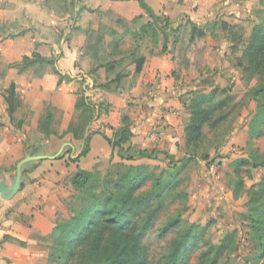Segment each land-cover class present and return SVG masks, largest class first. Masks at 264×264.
Here are the masks:
<instances>
[{
    "label": "crops",
    "instance_id": "1",
    "mask_svg": "<svg viewBox=\"0 0 264 264\" xmlns=\"http://www.w3.org/2000/svg\"><path fill=\"white\" fill-rule=\"evenodd\" d=\"M257 1L145 0L154 14L167 18L173 28L186 22L217 27L221 22L253 20L250 11ZM59 2V13L51 8L49 0H5L6 4L0 10V22L10 29V32L0 34V138H5L0 141V167L18 159L23 149V132L17 130L22 122L18 120L16 126H11L2 96L11 83L22 104L14 119L23 109L40 121L50 113L52 120L48 134L40 130L39 124L37 129L45 138L60 140L56 152L64 146L55 160L36 162L33 177L45 171L41 185L34 184L29 188L33 192L17 196L21 219L12 220L0 235V264L45 262L38 238L54 235L57 211L65 202V190L72 188L70 179L77 168L93 172L92 167L100 161H120L101 134L111 137L123 125V118L129 123L133 150L155 149L171 156L186 151L184 128L189 113L182 99L187 94L186 84L195 79L199 70L193 68L187 52L178 55L180 43L168 48L166 53L152 50V54L144 55L145 63L138 75L134 73V65L128 66L127 76L116 89L111 88L113 92L99 89L98 85L114 77L107 76L104 68L91 72L95 65L85 54L86 32L97 31L101 25L118 34H123L124 30L133 31V20L145 14L134 0ZM219 33L222 41L224 34ZM109 41L106 38V42ZM196 42L197 38L188 46L191 48ZM33 53L44 59L53 58V65L35 64L21 73L12 67ZM55 70L64 77L60 84ZM81 96L95 106L96 112L82 139H75L66 131L76 122L79 111L75 109V103ZM25 128V125L21 126V130ZM14 129L18 140L9 147L8 131ZM87 139L88 152L79 158ZM5 145L9 147L7 154ZM77 158L78 161L73 162ZM4 235L23 242L24 247L3 242Z\"/></svg>",
    "mask_w": 264,
    "mask_h": 264
},
{
    "label": "trees",
    "instance_id": "2",
    "mask_svg": "<svg viewBox=\"0 0 264 264\" xmlns=\"http://www.w3.org/2000/svg\"><path fill=\"white\" fill-rule=\"evenodd\" d=\"M52 1V0H49ZM127 1V0H121ZM137 2L145 15L133 20V25L146 18L147 22L140 26L138 31L132 32L135 40H143L149 37L156 45L161 36L159 54L167 52V31L176 32L167 18L154 14L145 0ZM190 41L194 38L204 37V31L197 29L191 22ZM250 37L242 47V55L239 62L243 75L248 78H264V16L253 22ZM218 29L224 34L229 29L228 24L221 22ZM228 35L231 34L228 31ZM106 38L110 41L106 42ZM122 34L116 33L107 26L101 25L97 31L86 32L85 54L94 62L91 72L104 68L107 76L114 79L105 84L98 85L99 89L113 92L120 81L127 76L126 69L134 65V73L138 75L145 63V56L138 53L137 47L131 50H123ZM176 44V39L172 45ZM109 50V51H108ZM152 54V51H150ZM54 59H44L33 53L30 57H24L20 64L12 65L18 68V72L25 71L35 64L53 65ZM60 84L64 77L55 70ZM15 85L11 83L3 92V99L7 106L9 120L21 108V101L16 93ZM223 90L213 89L209 94H194L189 91L185 96L193 95L189 104L184 108L189 113V119L184 128L185 154L182 158L174 160L167 152L159 150H133L130 144L132 133L128 121L123 118L122 126L113 132L111 137L101 134L116 152L120 162L112 165L103 178L95 172H89L77 168L70 179V184L76 192L73 202H64L66 213L61 217L58 213L54 223V235L51 237L47 262L49 264H147L146 247L143 241L149 233L155 229L159 214L165 210L168 204L177 200H186L187 194L180 190V175L188 165L200 159H209L207 152L199 154L201 144L205 139V130H215L224 122L225 115L213 119L214 114L228 107L230 96H226L216 105L213 100ZM251 100L255 101L256 109L251 119L249 128V158L239 160L234 164V174L237 185L242 186V176L239 171L247 167L255 168L256 156L252 148L254 139L264 134V81L249 92ZM100 111V106L98 107ZM75 109L79 111L76 122L71 123L67 133H71L75 139H82L89 122L96 112L95 106L84 96L75 103ZM52 116L47 113L40 121V130L48 134ZM0 127L2 124L0 123ZM88 139L79 155L83 157L88 152ZM162 155L168 164L159 173H154L146 165L126 164L138 160H152ZM78 158L73 160L77 162ZM197 161V160H196ZM249 194L248 212L251 225V234L259 244L261 255L264 254V181L257 185L255 191ZM181 212L169 216L158 228L157 236L164 238L172 233L166 248L164 264H185L187 259L199 252L201 246L206 249L198 253L195 264H217L219 257L234 251L236 244V231L226 234L218 247L207 246L204 238L205 230L198 225L186 226L181 217ZM3 242L24 247V243L10 236L4 235Z\"/></svg>",
    "mask_w": 264,
    "mask_h": 264
},
{
    "label": "rangeland",
    "instance_id": "3",
    "mask_svg": "<svg viewBox=\"0 0 264 264\" xmlns=\"http://www.w3.org/2000/svg\"><path fill=\"white\" fill-rule=\"evenodd\" d=\"M59 1L53 0L50 4L51 8L57 13H59ZM5 4V0H0V10L3 9ZM250 15L253 20L230 21L228 23L230 30L228 31L231 34L228 35V31L224 33L222 41L218 26H196L197 29L204 31L206 37L203 40H198L201 38L197 37V42L191 48L188 44L192 43L196 37L190 41L189 24L179 25L176 32L167 31V48H171L173 46L172 41L176 39V44L180 43L178 55L180 56L182 51L184 54L187 52L190 55L193 68L199 70L195 74V79L186 84L185 92L194 91V94L207 95L213 89L218 88L223 92L217 94L213 104L216 105L226 96H230L231 99L228 102V107L215 113L213 117L215 120L222 113L225 115L224 122L219 124L213 131H204L206 137L201 144L199 154L207 152L209 159L206 161L196 159L197 161L191 162L180 175L181 186L179 189L187 194L186 200H177L168 204L167 208L159 214L155 229L143 241L146 247L147 264H164L166 248L173 234L170 233L164 238L158 237L156 228L169 216L177 212L182 213L181 217L186 226L195 224L204 228V238L207 246L218 247L226 234L236 231L235 238L237 242L234 251L219 257L217 264H264V254L261 255L259 244L251 234L247 204L249 200L248 193L255 191L257 185L264 181V134L252 142V148L256 156L255 162L258 165L255 168H249L248 171L247 167L239 171L242 176V186L237 185L236 176L233 172L234 164L239 160L249 158L250 154L248 144L249 128L255 113L256 103L249 97V92L264 81V78L246 77L239 65L242 47L250 37L254 26L253 22L264 16V0L257 1V4L250 11ZM146 22L147 19L144 18L131 26L133 31L124 30L122 34L124 40L121 45L123 50H131L137 47L138 53L141 55H148L150 50L159 52L161 36H159L155 45L148 36L144 37L143 40H135L131 35L132 32L138 31L140 26ZM0 24V34L4 35L10 32L9 26L1 22ZM167 51L169 50L167 49ZM124 84H127V81ZM192 96H184L182 103L187 106ZM18 120L22 122L17 130L20 133L23 132V140L21 139L23 149L18 159H14L11 163L3 164L0 167V180L5 179L7 184H9V176L15 173L16 164L25 156H51L60 145V140L57 137L45 138L41 135L37 129L40 120L30 114L27 109L20 111V115L9 123H11V126H16ZM22 125H25L28 129L21 130ZM9 131L7 140L10 147L11 143L13 144L15 140H18V136L15 129ZM3 139L5 138L2 136L0 141ZM8 146L5 147V154L9 151ZM183 151L181 153L178 151L175 156H172L174 160L182 158L185 154H183ZM119 162H113L112 159L100 161L92 167L91 171L95 172L98 177L103 178L111 170L112 165ZM124 163L146 165L157 174L167 166L168 161L162 155H157L152 160L143 159L132 163ZM36 167V163L27 165L28 171L24 174L25 186L22 191L12 200L1 202L0 235L7 229L12 220L21 219L17 211L20 204V201H16L17 196L25 192H33L29 188L34 184L41 185L40 180L43 179L45 171L34 178L33 172L37 170H35ZM65 191V202H73L76 192L72 188ZM57 213L64 217L62 213H66V210L61 208ZM38 240L40 241V252L45 255V262L42 264H49L47 258L52 240L45 237L43 239L38 238ZM205 249V246H201L198 251ZM199 252L189 257L185 264H195Z\"/></svg>",
    "mask_w": 264,
    "mask_h": 264
},
{
    "label": "water",
    "instance_id": "4",
    "mask_svg": "<svg viewBox=\"0 0 264 264\" xmlns=\"http://www.w3.org/2000/svg\"><path fill=\"white\" fill-rule=\"evenodd\" d=\"M63 148L64 146L61 147L60 150L52 156L29 155L21 159L16 164L15 173L10 175L8 178L9 184L6 183L5 179L0 180V205L2 201H10L16 194L22 191L25 186L24 174L28 171L26 168L27 165L36 163L41 160H55L60 156Z\"/></svg>",
    "mask_w": 264,
    "mask_h": 264
}]
</instances>
